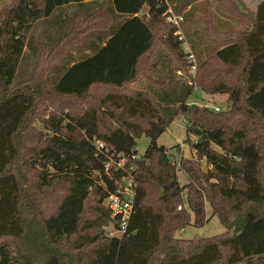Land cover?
<instances>
[{
	"label": "trees",
	"instance_id": "1",
	"mask_svg": "<svg viewBox=\"0 0 264 264\" xmlns=\"http://www.w3.org/2000/svg\"><path fill=\"white\" fill-rule=\"evenodd\" d=\"M217 2L235 20L222 31L213 2L201 8L218 67L182 68L204 93L228 96L220 112L189 106V84L180 92L138 88L143 64L156 65L158 36L179 58L185 51L175 25L161 28L167 0H14L0 12V264H264V0L256 10L244 0ZM64 8H73L67 17ZM38 24L41 54L32 38ZM26 49L40 61L18 80ZM97 89L104 95L92 99ZM49 107L58 110L42 120L51 136L29 148L34 112ZM180 115L196 138V161H180L184 187L157 143ZM144 135L150 145L138 159ZM128 178L132 216L123 236L110 237L105 227L120 221L106 200ZM154 187L165 189L163 199ZM207 204L226 232L177 238L208 223Z\"/></svg>",
	"mask_w": 264,
	"mask_h": 264
},
{
	"label": "rangeland",
	"instance_id": "2",
	"mask_svg": "<svg viewBox=\"0 0 264 264\" xmlns=\"http://www.w3.org/2000/svg\"><path fill=\"white\" fill-rule=\"evenodd\" d=\"M14 0H0V12L4 8H6L10 3L12 4ZM169 2V8L170 12L172 14H168L164 20L162 21L161 28L168 27L167 24L169 22V16H177L181 17L182 22L180 23L178 28L179 31L186 34V32L194 33V31L197 32L196 37L194 38V44H192L191 39L185 35V42H187L190 52L195 57L194 61L190 59V55L186 52L187 49H185V45H183L184 48V54L180 55L181 58L178 57L177 54L170 52L165 43L161 40V36H158V40L156 43V50L153 55V62L156 63L154 68H147L148 64L145 62L140 69V81L137 84L138 88L141 89H148L149 86L153 87L152 89H155L156 91H167L168 89L170 92L172 91H178L180 92L182 90L183 86H189L191 85V92H190V98L188 100L189 106H196V107H202V108H220L221 111H228L229 110V101L227 95H209L207 93H204L201 88L196 85L194 82H191L190 75L187 74L186 69H183V63L188 64L189 72L191 70V66H197L200 63L208 61V63L215 67L218 65L216 60H214V50L215 46L214 43H212V39H210V36L207 33V26L208 19L206 20V17L203 15V12H201V8H205L207 5L211 4L213 2V5H211L210 12L213 17H215V23L219 27L220 30L227 32L233 25L235 20H232L226 16L223 9L219 6V3H215L219 0H167ZM190 1L193 5V7L186 8L184 6V2ZM246 3H248V6L252 10H256L258 5L261 3L262 0H244ZM209 2V3H208ZM215 3V4H214ZM73 8H64L60 11L61 15L63 17H67L69 14H71V11ZM213 22V21H212ZM167 25V26H166ZM174 25V24H173ZM170 27V26H169ZM196 29V30H195ZM194 30V31H193ZM44 27H42L41 24H38L34 27L32 31V38L35 40L34 45L36 48H38L37 51L41 54V47L44 45L45 42V34H44ZM160 31V30H159ZM158 33L160 34L161 32ZM41 56V55H40ZM39 56V58H40ZM37 58V55L32 52V50L26 49L25 56L23 61L21 62V65L19 67V76L18 80H24L26 77L30 76L34 69L38 66L40 59ZM38 59V60H37ZM60 64V63H58ZM147 66V67H146ZM181 66L182 73L179 74V67ZM218 67V66H217ZM220 69V66H219ZM221 71L225 72L226 68L221 67ZM194 72V70H192ZM150 80H147L149 77ZM148 77V78H147ZM173 82V83H172ZM189 84V85H188ZM32 88L33 82H16L14 85L15 88ZM104 95V91L101 89H97L92 91V99H99L102 98ZM155 102H157L158 98H153ZM177 108V105L173 104ZM69 110V109H67ZM58 110L53 107H49L46 110L45 109H39L35 110L33 118L35 119V116L37 119H33L34 121H31L30 125H28V131L26 135V139H34L35 143L33 144H27V146L30 148L32 146L37 147L39 143V140L47 139L51 136V133L46 130L44 125L42 124V120L45 118H48L44 113H50V112H57ZM196 142V138L194 135L188 136L187 133V122L184 119L182 115L176 117L170 127L167 129V131L158 139L157 143L159 148H163L167 155L175 156L179 161L182 159L185 160H191L196 161V157L194 153L191 150V144ZM150 145V139L147 138L145 135L142 136L137 141V151H138V159L142 158L144 154L146 153V150L148 146ZM34 147V148H35ZM32 149V148H31ZM202 169L204 172L207 170L210 171V168L205 164V162L200 163ZM177 176H178V182L181 187H184L187 185V177L185 173L183 172L181 166H177ZM208 171V172H209ZM165 192V189H164ZM161 193V189H158L154 187L152 189V196L157 198L159 197ZM166 195V192H165ZM183 203L185 204V208H188L186 204V192L183 193ZM106 205V204H105ZM206 215L207 219L209 220L208 223L202 227V228H194L189 227L180 230L175 234L177 238H183V239H192V238H211L215 236L222 235L226 232V228L221 224L220 220L213 215L212 208L209 204H207L206 207ZM86 224H90L92 221V215L90 212L86 215ZM233 223L231 222V225ZM237 227L235 225L231 226V229L229 230V234H232L235 232ZM105 232L108 234L113 233L114 235L118 234L114 227L111 225H108L105 227ZM95 233H86V236H94ZM107 236V235H106Z\"/></svg>",
	"mask_w": 264,
	"mask_h": 264
},
{
	"label": "built area",
	"instance_id": "3",
	"mask_svg": "<svg viewBox=\"0 0 264 264\" xmlns=\"http://www.w3.org/2000/svg\"><path fill=\"white\" fill-rule=\"evenodd\" d=\"M172 14V12H169ZM169 22L174 24L176 27L180 26V23L182 22L181 17L177 16H169ZM182 37L181 39L184 40V45L186 46L185 49L186 52L190 55V59L192 62L194 61L195 57L192 55L190 52L189 46L187 42H185V37L181 31L178 32ZM192 70H195V66L192 68ZM216 112H220V108H214ZM100 147H103V145H100ZM170 161L173 166L177 167L180 165V161L175 157L171 156ZM124 160H122L119 163V166H124ZM125 186L120 187L119 190L110 195L107 200H106V205L107 207L111 210L113 214V218H119V228H114L116 232L118 233L117 235L110 233V237H121L127 232L128 224L130 221V218L132 216L133 212V207H134V197H135V191H134V183L132 178H128L124 180Z\"/></svg>",
	"mask_w": 264,
	"mask_h": 264
},
{
	"label": "crops",
	"instance_id": "4",
	"mask_svg": "<svg viewBox=\"0 0 264 264\" xmlns=\"http://www.w3.org/2000/svg\"><path fill=\"white\" fill-rule=\"evenodd\" d=\"M245 3H246V1H245ZM247 5H248V3H246ZM249 8H250V6H248ZM196 30V29H195ZM194 31V30H193ZM183 35H187L190 39H191V42H192V44H194V38L196 37V35H197V32L196 31H194V33H189V32H186V34H184L183 33Z\"/></svg>",
	"mask_w": 264,
	"mask_h": 264
},
{
	"label": "water",
	"instance_id": "5",
	"mask_svg": "<svg viewBox=\"0 0 264 264\" xmlns=\"http://www.w3.org/2000/svg\"><path fill=\"white\" fill-rule=\"evenodd\" d=\"M163 150V148H161ZM165 197V192L163 189H161V193H160V199H163Z\"/></svg>",
	"mask_w": 264,
	"mask_h": 264
}]
</instances>
